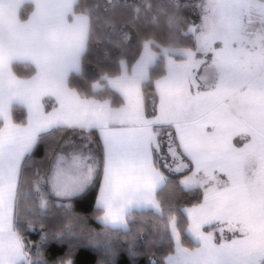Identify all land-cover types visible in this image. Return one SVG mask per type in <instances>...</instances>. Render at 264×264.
I'll return each mask as SVG.
<instances>
[{
  "label": "snow or ice",
  "instance_id": "snow-or-ice-1",
  "mask_svg": "<svg viewBox=\"0 0 264 264\" xmlns=\"http://www.w3.org/2000/svg\"><path fill=\"white\" fill-rule=\"evenodd\" d=\"M85 246L264 264V0H0V264Z\"/></svg>",
  "mask_w": 264,
  "mask_h": 264
},
{
  "label": "trees",
  "instance_id": "trees-1",
  "mask_svg": "<svg viewBox=\"0 0 264 264\" xmlns=\"http://www.w3.org/2000/svg\"><path fill=\"white\" fill-rule=\"evenodd\" d=\"M93 228L98 227L96 224L91 225ZM32 239L37 237L33 235ZM84 264H95V252L88 246H85L81 253ZM115 264H133L132 258L128 255L127 251H120L115 257ZM138 264H144V260L140 259Z\"/></svg>",
  "mask_w": 264,
  "mask_h": 264
}]
</instances>
